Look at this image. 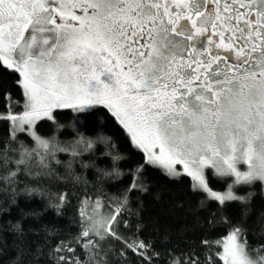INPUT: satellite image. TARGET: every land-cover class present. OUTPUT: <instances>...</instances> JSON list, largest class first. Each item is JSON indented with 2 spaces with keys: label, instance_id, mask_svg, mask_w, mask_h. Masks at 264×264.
<instances>
[{
  "label": "snow or ice",
  "instance_id": "6c2138e0",
  "mask_svg": "<svg viewBox=\"0 0 264 264\" xmlns=\"http://www.w3.org/2000/svg\"><path fill=\"white\" fill-rule=\"evenodd\" d=\"M0 67L22 78L17 83L25 97L22 113L9 107L0 114L9 126L8 137L0 139V216L18 207L20 197L47 199V208L59 216L68 194H52L44 182L87 184L73 163L94 155L96 145L109 144V138L77 132L65 142L35 128L43 119L54 122V109L83 112L94 105L110 110L149 166L195 181L193 191L204 196L201 208L238 204L248 217L253 186L259 183L264 195V0H0ZM6 101L11 105L10 96ZM60 153L70 157L63 175L53 168L61 164ZM107 155L109 169H96L97 182L123 175V158ZM205 168L231 180L226 191L209 186ZM129 175L132 183L109 199L110 211L99 221L86 208L105 207L103 199L82 196L71 236L42 225L31 230L37 240L29 242L21 221L10 223L16 241L12 264H111L108 240L122 241L152 264L159 253L151 245L139 238L125 241L118 232L121 225L129 227L131 194L148 192L142 166ZM235 187L248 191L238 195ZM25 215L39 219L41 213ZM260 221L255 245L244 228L234 226L226 240L216 242L222 246L217 258L223 264H264V215ZM168 264H200V258L194 251L170 255ZM205 264H212L210 253Z\"/></svg>",
  "mask_w": 264,
  "mask_h": 264
},
{
  "label": "trees",
  "instance_id": "16d2710c",
  "mask_svg": "<svg viewBox=\"0 0 264 264\" xmlns=\"http://www.w3.org/2000/svg\"><path fill=\"white\" fill-rule=\"evenodd\" d=\"M21 77L11 69L0 67V114L22 107L25 97L22 87L17 81ZM6 96L11 97V105L6 101ZM54 122L47 119L40 120L36 124L39 135L50 138L56 135L61 141H70L80 132L86 136L96 138L107 136L109 144L98 143L95 154L88 153L73 163V170L87 184H74L71 179L62 181H45L50 193L68 194V203L62 209L59 216L54 209L47 208V199L43 198H19V205L13 208L10 214L0 216V264H12L16 256L15 237L11 233L9 225L21 221L26 232L29 233V242L37 240L31 234V230H39L41 226L55 225L61 235L71 236L78 229L76 224L77 208L79 200L87 195L103 199L105 212L110 198L117 196L132 183L133 177L129 172L143 167V182L148 188L147 193L133 192L132 215L127 217L129 227L121 225L119 235L125 241L139 238L151 245V249L159 253L153 257L152 264H168L170 255L180 256L195 252L200 258V264H205V256L211 254L212 264H223L218 259L222 246H216V242L224 240L234 226H240L247 232L249 245H255L260 238L261 215H264V195L261 194L260 185L257 183L251 189L254 191L252 213L248 217L241 214L238 204H230L224 208H218L215 203L200 207L203 194L193 191V181L187 175L179 178H170L161 169L149 166L146 163V155L142 150L134 147L130 134L119 121L111 114L110 110L102 106H94L90 110L74 111L71 108H57L52 112ZM59 125V129H57ZM9 133L7 122H0V139H6ZM19 138L30 143L22 133ZM110 154H119L123 159L119 163V169L123 174L118 178H106L97 182V168L109 169ZM60 165L53 164L56 173L63 175L65 165L70 157L63 153L58 154ZM81 162L88 164L89 168H82ZM207 182L213 190H226L231 183L230 179H217L212 171L206 172ZM248 189L235 187L234 192L245 195ZM91 207L86 208L88 214ZM41 213L39 219H34L29 213ZM227 218V223L224 222ZM139 222L140 231L137 233L135 225ZM209 241L211 247L205 248L202 241ZM105 248L110 249L111 264H144L141 258L125 247L120 240L105 241ZM123 252L121 256L119 253Z\"/></svg>",
  "mask_w": 264,
  "mask_h": 264
},
{
  "label": "rangeland",
  "instance_id": "374dc122",
  "mask_svg": "<svg viewBox=\"0 0 264 264\" xmlns=\"http://www.w3.org/2000/svg\"><path fill=\"white\" fill-rule=\"evenodd\" d=\"M76 14L77 15H79V12H78V9H77V12H76ZM60 21H59V19L57 20V23H59ZM74 23H77V22H74ZM22 79V78H21ZM94 106H97V105H94ZM94 106H92L91 108H93ZM91 108H88V109H86V110H90ZM23 110H24V103H23V105H22V107L20 108V109H18V110H11L13 113H22L23 112ZM53 112V111H52ZM53 116V115H52ZM39 121H37V123H38ZM36 123V124H37ZM35 131H36V129H35ZM129 134V133H128ZM145 155H146V153H145ZM176 168L177 169H182V165H176ZM208 170H211L212 171V169H210V168H205L204 169V172H205V177H206V172L208 171ZM206 180H207V178H206ZM196 183V182H195ZM215 191H217V192H224V191H226V190H224V191H222V190H215ZM233 191H234V189H233ZM107 212H105V210L103 209V208H100V209H96L95 211H93L92 209H91V213H90V215L92 216V218H93V220L94 221H99L100 219H101V217H102V215H104V214H106ZM227 237V236H226ZM226 237L224 238V240H226Z\"/></svg>",
  "mask_w": 264,
  "mask_h": 264
},
{
  "label": "flooded vegetation",
  "instance_id": "af4514ba",
  "mask_svg": "<svg viewBox=\"0 0 264 264\" xmlns=\"http://www.w3.org/2000/svg\"><path fill=\"white\" fill-rule=\"evenodd\" d=\"M78 12H79V15H80L81 13H80L79 9H78ZM97 106H102V107H104L103 105H97Z\"/></svg>",
  "mask_w": 264,
  "mask_h": 264
}]
</instances>
